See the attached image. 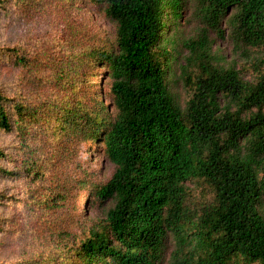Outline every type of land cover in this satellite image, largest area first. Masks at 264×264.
I'll return each mask as SVG.
<instances>
[{"label": "trees", "instance_id": "obj_1", "mask_svg": "<svg viewBox=\"0 0 264 264\" xmlns=\"http://www.w3.org/2000/svg\"><path fill=\"white\" fill-rule=\"evenodd\" d=\"M86 1L116 24L115 46L76 30ZM182 1L15 0L28 18L56 10L66 30L11 50L20 86L12 98L0 91V132L15 137L12 153L0 149V177L21 186L0 205L28 243L18 264H161L169 236L171 264H264V0H196L212 29L227 25L254 82L168 37ZM101 64L113 110L97 84ZM179 82L190 89L184 108L172 91ZM99 141L115 171L88 193L115 205L93 223L77 206L79 158ZM190 185L209 194L191 203Z\"/></svg>", "mask_w": 264, "mask_h": 264}, {"label": "rangeland", "instance_id": "obj_2", "mask_svg": "<svg viewBox=\"0 0 264 264\" xmlns=\"http://www.w3.org/2000/svg\"><path fill=\"white\" fill-rule=\"evenodd\" d=\"M167 1V0H165ZM182 16L178 19L170 18L168 21V37L174 38L181 45L186 41L193 42L200 51L209 50V59L215 64L226 68H234L241 73V76L250 82H254L255 73L249 68L248 60L235 49L230 39V31L226 24H223L221 31L218 33L216 29H212L206 22L200 5L196 0H183ZM87 11L84 9L77 12L74 20L76 30L87 35L88 31L97 36L96 45L103 46L108 43L112 46L116 45V24L111 21L105 13V8L99 3L90 4L85 2ZM63 18L56 10L51 15H40L38 17H25L19 7L15 6V0H0V91L12 98L16 96L20 86L21 69L15 61V57L10 55L11 50H36L43 42L50 39L58 41L65 38V27ZM91 35V36H93ZM176 41V42H177ZM183 57L190 54V49L182 47ZM253 56H260L258 52H253ZM182 57V60H184ZM183 64V62H182ZM98 74L102 88L103 101L106 106L113 110V99L110 94L111 76L109 68L100 65ZM193 71H197L196 67L191 69L190 78L193 79ZM173 94L177 102L184 108L190 99V89L183 82L172 86ZM115 114V111H113ZM15 145V137L13 134L0 132V149L7 154L12 153L11 148ZM106 149L102 141L93 143H84L80 153L79 162L81 170H85V174L81 175L84 182L82 191L77 194V206L81 214L85 213L89 222L103 223L107 218V213L114 207V202L106 200L98 202L90 197L93 186L104 184L111 179L115 167L106 156ZM8 166V161L0 160V167ZM192 188L191 203L194 200H202V196L208 195V191L197 189L194 185ZM11 189L20 190V184L10 182L0 177V194L6 193ZM84 194H80V193ZM89 197L86 204L84 203L87 196ZM93 194V193H92ZM91 201V202H90ZM90 204V205H89ZM19 211L23 212L22 206L19 205ZM10 214L8 207L0 205V224H3V231L0 232V264H18L23 258V253L28 247L27 241L23 240L18 231L8 228L7 216ZM174 251V239L169 236L164 250V259L161 264H171L172 253Z\"/></svg>", "mask_w": 264, "mask_h": 264}]
</instances>
